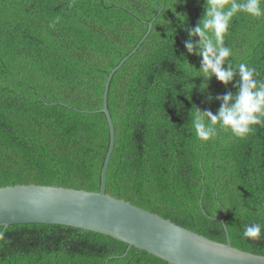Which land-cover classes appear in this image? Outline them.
<instances>
[{
    "label": "trees",
    "instance_id": "obj_1",
    "mask_svg": "<svg viewBox=\"0 0 264 264\" xmlns=\"http://www.w3.org/2000/svg\"><path fill=\"white\" fill-rule=\"evenodd\" d=\"M204 3L0 0V188L98 192L109 144L104 84L154 19L109 82L114 141L105 193L214 242H226L224 224L233 248L264 256V230L260 239L243 235L264 226V126L244 139L218 129L206 142L192 126L195 108L220 107L208 94L236 92L212 77L201 93L203 78L189 80L200 57L183 41ZM224 44L229 64L246 63L264 81V16L238 13ZM0 264L166 263L98 233L16 224L0 227Z\"/></svg>",
    "mask_w": 264,
    "mask_h": 264
},
{
    "label": "water",
    "instance_id": "obj_2",
    "mask_svg": "<svg viewBox=\"0 0 264 264\" xmlns=\"http://www.w3.org/2000/svg\"><path fill=\"white\" fill-rule=\"evenodd\" d=\"M160 12V11H159ZM133 50L109 72L100 112L105 116L109 144L100 171L98 192L54 186H6L0 188V227L16 224L57 225L98 233L123 242L127 248L146 252L166 264H264V256L240 251L230 245L226 227L225 243H218L186 230L128 202L105 193V176L112 153L114 130L107 110L109 82Z\"/></svg>",
    "mask_w": 264,
    "mask_h": 264
},
{
    "label": "clouds",
    "instance_id": "obj_3",
    "mask_svg": "<svg viewBox=\"0 0 264 264\" xmlns=\"http://www.w3.org/2000/svg\"><path fill=\"white\" fill-rule=\"evenodd\" d=\"M262 4L264 0H205L202 16L196 26L186 29L188 39L183 41L184 48L189 55L200 57V67L195 68L196 71L190 75L189 80L193 77L203 78L199 87L201 93L208 89V82L212 77L225 87L231 83L236 89L235 94L225 92L215 97L208 94V103L213 100L220 103L215 114L210 110L195 108L192 126L201 141L213 139L218 129L244 139L253 131L254 126H264V81H258L256 69L246 63L229 64L227 61L232 56V50L224 44V37L228 34L233 17L238 13H245L253 18L262 17ZM194 37L198 39L194 40ZM180 58L191 69L192 66L187 63L183 54ZM236 76L239 79L233 83ZM190 85L191 88L194 87ZM262 230L264 226L254 223L245 228L243 235L260 239Z\"/></svg>",
    "mask_w": 264,
    "mask_h": 264
}]
</instances>
